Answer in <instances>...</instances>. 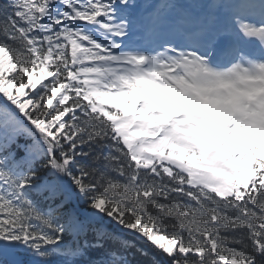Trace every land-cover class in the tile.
Instances as JSON below:
<instances>
[{
	"label": "snow or ice",
	"instance_id": "snow-or-ice-1",
	"mask_svg": "<svg viewBox=\"0 0 264 264\" xmlns=\"http://www.w3.org/2000/svg\"><path fill=\"white\" fill-rule=\"evenodd\" d=\"M109 223L264 264V0H0V264L148 255Z\"/></svg>",
	"mask_w": 264,
	"mask_h": 264
},
{
	"label": "trees",
	"instance_id": "trees-1",
	"mask_svg": "<svg viewBox=\"0 0 264 264\" xmlns=\"http://www.w3.org/2000/svg\"><path fill=\"white\" fill-rule=\"evenodd\" d=\"M45 82H47V81H45ZM149 247H150V249H152L154 251V254L152 252L148 251L147 252L148 255L143 256L138 251H136V253L133 256L134 264H153V261H155L156 264H159L157 262L156 258L160 257V254L150 244H149Z\"/></svg>",
	"mask_w": 264,
	"mask_h": 264
}]
</instances>
